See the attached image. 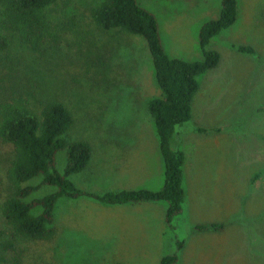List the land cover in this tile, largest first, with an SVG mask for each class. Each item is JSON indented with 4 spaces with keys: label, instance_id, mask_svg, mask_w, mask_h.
<instances>
[{
    "label": "rangeland",
    "instance_id": "374dc122",
    "mask_svg": "<svg viewBox=\"0 0 264 264\" xmlns=\"http://www.w3.org/2000/svg\"><path fill=\"white\" fill-rule=\"evenodd\" d=\"M103 1L59 0L47 12L57 40L38 52L10 36L9 48L0 53V87L6 88L0 94L34 92L72 111L75 123L66 139L87 142L93 151L86 170L71 177L78 188L99 195L157 191L165 167L148 103L162 92L145 40L94 23L91 9ZM221 1L139 0L156 15L167 54L190 62L204 59L199 30L219 17ZM239 5L237 22L208 46L221 60L199 77L192 119L176 128L173 146L186 160V200L172 228L165 223L166 202L112 206L62 197L53 239L14 237L2 214L14 194L7 175L14 151L0 140V244L14 242V250L0 248V264H160L181 241L179 264H264V0H239ZM235 46H253L256 53ZM66 156V151L57 155L60 173ZM132 169H142L148 178L118 181ZM40 182L36 178L30 185ZM56 191L43 186L27 200ZM210 223L225 228L195 230Z\"/></svg>",
    "mask_w": 264,
    "mask_h": 264
},
{
    "label": "trees",
    "instance_id": "16d2710c",
    "mask_svg": "<svg viewBox=\"0 0 264 264\" xmlns=\"http://www.w3.org/2000/svg\"><path fill=\"white\" fill-rule=\"evenodd\" d=\"M58 1L0 0V53L9 48L10 36L34 52L40 51L46 42L56 41L47 12ZM239 6V0H222L219 17L202 25L199 44L204 59L195 62L167 54L156 15L145 9L139 0H104L91 9L92 19L100 29H119L140 36L149 49L156 82L162 92L160 98L148 103L165 167L164 184L157 191L123 190L99 195L78 188L71 177L86 170L93 151L87 142L66 139L75 123L72 111L62 101L40 100L34 92L12 93L10 98L0 94V140L12 145L14 151L7 170L14 194L4 203L2 214L14 237L28 241L53 239L56 235L54 211L62 197H88L112 206L166 202L165 222L172 228L173 220L183 213L186 200V160L185 153L173 146L176 128L192 119V103L200 88L199 77L216 68L221 60L220 53L209 50L208 46L214 37L237 22ZM235 48L245 54L256 53L252 46ZM5 90L0 87L2 93ZM62 151L67 155L64 173L56 169V158ZM36 178H41L40 184L30 185ZM43 186L55 187L57 191L27 200ZM224 228L223 223L195 226V230L202 232H221ZM184 247L183 241L177 242L176 251L162 257L160 264H179V251ZM0 248L14 250V242L0 244Z\"/></svg>",
    "mask_w": 264,
    "mask_h": 264
},
{
    "label": "crops",
    "instance_id": "0c3cea01",
    "mask_svg": "<svg viewBox=\"0 0 264 264\" xmlns=\"http://www.w3.org/2000/svg\"><path fill=\"white\" fill-rule=\"evenodd\" d=\"M240 7V6H239ZM240 14V13H239ZM253 47V46H252ZM254 48V47H253ZM255 49V48H254ZM256 50V49H255ZM115 171L117 170V168L119 167V165L117 166L115 164ZM113 173V176L114 174H116L117 176L119 175V173H121L120 170H118L117 172ZM126 174L125 177L123 179H120L118 181H122V182H129V183H138V178L140 177H144V178H148L147 177V173L144 172L142 169H132V170H126ZM141 180V179H139ZM123 191V190H121ZM147 203H150V204H147ZM156 203H159V202H146V203H142V204H146L148 206H153V205H156ZM141 204V203H140ZM166 223V222H165ZM144 238H147V235L146 233L142 235ZM150 236V235H149Z\"/></svg>",
    "mask_w": 264,
    "mask_h": 264
}]
</instances>
